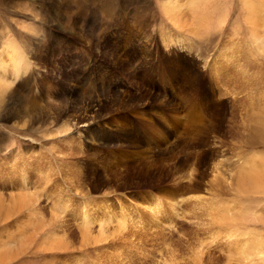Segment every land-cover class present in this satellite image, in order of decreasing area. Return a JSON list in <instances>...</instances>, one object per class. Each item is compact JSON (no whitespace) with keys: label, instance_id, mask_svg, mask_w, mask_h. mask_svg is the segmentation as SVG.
<instances>
[{"label":"rangeland","instance_id":"1","mask_svg":"<svg viewBox=\"0 0 264 264\" xmlns=\"http://www.w3.org/2000/svg\"><path fill=\"white\" fill-rule=\"evenodd\" d=\"M263 173L264 0H0V264H264Z\"/></svg>","mask_w":264,"mask_h":264},{"label":"bare ground","instance_id":"2","mask_svg":"<svg viewBox=\"0 0 264 264\" xmlns=\"http://www.w3.org/2000/svg\"><path fill=\"white\" fill-rule=\"evenodd\" d=\"M263 175H264V173H263ZM263 175L260 176L261 178L258 177V179H256V180H251V176H250L249 180H251L253 182V185L255 187H260L261 189H264V181H263L264 178L262 179ZM261 182H263V184ZM247 190H250V189H247Z\"/></svg>","mask_w":264,"mask_h":264}]
</instances>
